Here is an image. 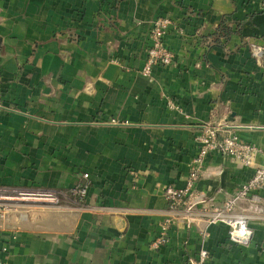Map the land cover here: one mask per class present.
Instances as JSON below:
<instances>
[{"label":"crops","instance_id":"obj_1","mask_svg":"<svg viewBox=\"0 0 264 264\" xmlns=\"http://www.w3.org/2000/svg\"><path fill=\"white\" fill-rule=\"evenodd\" d=\"M161 17L174 20V62L146 76ZM253 44L264 45L255 0H0V195L59 194L1 209L0 264H191L202 248L210 264H264V190L258 208L236 210L252 216L249 245L205 216L264 155L247 167L210 154L193 219L165 199L166 187L186 186L204 125L234 126L264 150ZM166 220L169 243L153 250Z\"/></svg>","mask_w":264,"mask_h":264},{"label":"built area","instance_id":"obj_2","mask_svg":"<svg viewBox=\"0 0 264 264\" xmlns=\"http://www.w3.org/2000/svg\"><path fill=\"white\" fill-rule=\"evenodd\" d=\"M261 3L264 8V0H255ZM174 26V20L170 17H161L153 22L150 33L151 45L148 50L147 63L143 69V74L151 75L155 67H168L174 62V53L166 44V36L170 29ZM252 56L257 63L264 61V45L253 44ZM174 106L172 103L170 107ZM236 127L225 123L207 124L203 126V132L197 137L200 145L199 154L194 159L186 186L182 189L168 186L165 189V199L167 201L169 211L172 213H184L193 219L196 216L195 206L197 196L195 188L200 181L204 164L207 157L212 153H219L225 157H230L244 166L250 167L255 163L258 155H264V150L260 147L243 141L236 132ZM88 178L87 175H85ZM88 185L77 188L73 195L84 196L87 193ZM264 190V164L255 168L253 177L245 183L234 195L228 199L222 207L205 213L208 218V225L215 223H223L228 226V238L230 242L239 245H249L251 239L247 242L243 238L247 233L253 232L250 228L251 215L237 213L239 202H247L251 206L259 207L263 204V198L260 192ZM30 193V194H29ZM23 192L20 195L31 200H43L55 202L59 194L52 191H36ZM23 199V198H22ZM5 209V208H4ZM3 209V210H4ZM2 212L0 208V213ZM172 226L171 220H166L161 226L160 235L151 243L153 250H159L169 243V232ZM207 237L206 231L203 238ZM191 264H210V255L208 251L202 248L196 260Z\"/></svg>","mask_w":264,"mask_h":264},{"label":"rangeland","instance_id":"obj_3","mask_svg":"<svg viewBox=\"0 0 264 264\" xmlns=\"http://www.w3.org/2000/svg\"><path fill=\"white\" fill-rule=\"evenodd\" d=\"M30 192V191H29ZM31 192H36V191H31ZM32 193V194H34ZM30 194V193H29ZM36 194V193H35ZM2 197H0V208L3 210L4 208H12V207H31V206H34V205H37V204H40L41 203L37 200H31V199H22V198H33V197H30V196H22L20 194H17L15 196V199H7V198H4L3 195H0ZM50 203V202H49Z\"/></svg>","mask_w":264,"mask_h":264},{"label":"water","instance_id":"obj_4","mask_svg":"<svg viewBox=\"0 0 264 264\" xmlns=\"http://www.w3.org/2000/svg\"><path fill=\"white\" fill-rule=\"evenodd\" d=\"M251 237H252V234L251 233H247L246 236L243 238V241L247 242V241H249L251 239Z\"/></svg>","mask_w":264,"mask_h":264},{"label":"trees","instance_id":"obj_5","mask_svg":"<svg viewBox=\"0 0 264 264\" xmlns=\"http://www.w3.org/2000/svg\"><path fill=\"white\" fill-rule=\"evenodd\" d=\"M224 29V28H223ZM223 29H221V30H223ZM227 34V33H226Z\"/></svg>","mask_w":264,"mask_h":264}]
</instances>
